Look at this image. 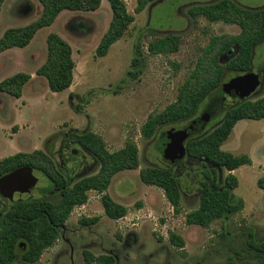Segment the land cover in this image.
<instances>
[{"label":"rangeland","instance_id":"1","mask_svg":"<svg viewBox=\"0 0 264 264\" xmlns=\"http://www.w3.org/2000/svg\"><path fill=\"white\" fill-rule=\"evenodd\" d=\"M124 1L135 21L105 57H97L96 49L112 18L107 1L95 12L64 11L52 26L41 29L29 46L0 54V82L18 73L32 76L23 88L22 98L0 91V161L20 152L41 150L51 156L66 178L73 177L72 183H75L99 169L96 159L82 147L72 143L69 148L62 147L65 135L76 131L101 136L111 153L123 149L129 142L134 143L140 164L137 170L116 174L107 191L116 203L127 208L126 217L109 219L104 213L101 195L91 191L88 202L73 210L58 241L42 254L39 262H25L18 252L16 264H84V251L95 256L113 255L116 264H227L230 259L236 264H257L248 243L264 241V191L257 186V180L264 176V119L239 121L222 146L225 152L236 156L245 154L252 159V165L234 171L239 180L234 194L244 200L245 207L229 220H216L208 228L186 224L187 213L199 205L197 166L193 163L194 170L187 169L191 165L187 158L179 174L183 188L179 212L161 189L146 186L140 179L142 168L171 166L163 157L169 135L189 131L193 132L192 138L220 123L228 107L216 108L215 102L218 100L221 106L229 93V85L246 75L227 72L220 87L202 102L194 118L159 128L151 140L142 136V127L148 118L177 100L180 88L191 79L212 39L236 36L240 29L222 22L212 23L203 17H190L188 11L193 6L218 0H158L140 14L134 13L137 0ZM233 1L249 9L264 7V0ZM41 12L38 0H7L0 15V38L8 29L32 23ZM51 33L66 40L73 49L74 82L63 92H52L47 80L37 75L46 61L47 37ZM167 35L180 38L178 52L150 55L149 43ZM137 45L142 47L144 69L137 79H132L127 73ZM229 59L223 55L220 62L226 64ZM263 64L264 42L255 49L249 76L259 80V68ZM260 89L258 85L250 99L261 95ZM208 107L218 114L202 126L200 118ZM73 150L82 154L76 159L79 163L74 165L68 162ZM59 156L66 157L73 174L67 166H62ZM227 173L224 171V176ZM33 174L39 182L31 196L48 198L43 193L49 184L47 179L37 171L33 170ZM58 199V196L50 198ZM5 205V199L0 197V211ZM82 218L98 221L82 225ZM170 233L185 241L183 249L170 243Z\"/></svg>","mask_w":264,"mask_h":264},{"label":"trees","instance_id":"2","mask_svg":"<svg viewBox=\"0 0 264 264\" xmlns=\"http://www.w3.org/2000/svg\"><path fill=\"white\" fill-rule=\"evenodd\" d=\"M6 1L0 0V15ZM38 1L42 6L39 18L26 26L8 29L0 38V54L12 48L24 49L29 46L37 33L52 26L64 11L95 12L107 1L111 7L112 18L96 49V56L102 58L123 38L135 21V16L129 13L124 0ZM156 1L158 0H137L134 13L140 14ZM188 13L193 19L203 17L212 23L235 25L240 29V33L236 36H216L212 39L191 79L180 88L177 100L161 113L151 115L142 127V136L148 140L153 139L158 129L163 126L194 118L202 102L220 87L227 72L251 75L255 49L264 42V7L249 9L233 0H218L211 4L193 6ZM179 46L178 36L167 35L149 43L147 49L153 56L168 55L178 52ZM223 55L230 58L226 64L220 62ZM75 68L71 45L59 35L49 34L47 58L38 69L37 75L47 80L52 92H63L71 88ZM143 69L142 47L137 45L127 77L137 79ZM31 78L27 73L15 74L0 82V91L18 99L22 98L23 88ZM259 80L261 89L258 93L261 95L228 107L220 123L207 132L193 136L186 143L187 162H191L187 169L194 170L195 163V178H198L199 205L186 215V224L190 226L208 228L214 221L229 220L244 210V200L234 194L239 186L234 171L242 166L252 165V159L245 154L236 156L225 152L222 146L239 121L264 119V64L259 68ZM218 104L217 100L214 105ZM65 137L66 148H69L71 143L78 145L96 159L99 165L96 174L72 183L61 173L51 156L41 150L32 153L20 152L0 161V179L19 168L28 167L47 179V195L55 193L59 198L52 201L50 198L31 197L17 203L5 199L6 205L0 211V264H16L20 245L25 248L20 255L23 261L39 262L42 254L58 241L61 229L73 210L88 202V194L91 191L101 195V204L109 219L119 220L126 217L127 208L116 203L107 191L116 174L139 168L137 146L129 142L123 149L111 153L102 137L95 133L70 131ZM182 168L183 165H167L150 166L140 170L142 183L161 189L176 212L180 211L183 199L179 178ZM224 171L228 172L225 176ZM257 186L264 191V176L257 180ZM97 221V218H82L80 224L90 225ZM169 241L179 249L185 247V241L175 233H170ZM248 248L256 263L264 264V241L249 242ZM83 257L84 264H116L113 255L95 256L90 251H84ZM227 264L236 263L230 259Z\"/></svg>","mask_w":264,"mask_h":264},{"label":"water","instance_id":"3","mask_svg":"<svg viewBox=\"0 0 264 264\" xmlns=\"http://www.w3.org/2000/svg\"><path fill=\"white\" fill-rule=\"evenodd\" d=\"M258 85L261 86L260 80H257L255 77L244 76L236 79L229 85V93L221 103V106L214 105V107H221L222 109V107L225 106L232 107L240 104L250 99L256 92ZM209 109L208 107V110L205 111V115L200 118L202 126H205L206 123L215 117L214 115L218 114L209 111ZM201 127H199L198 130H201ZM192 133L193 132L189 131H177L168 136L169 142L165 145L163 157L165 161L170 162L172 167L181 165L185 160L186 143ZM38 182L39 179L33 174V169L28 167L19 168L0 179V195L11 203L26 201L31 198L30 193L37 187ZM24 251L25 248L20 245L18 252L22 254Z\"/></svg>","mask_w":264,"mask_h":264},{"label":"flooded vegetation","instance_id":"4","mask_svg":"<svg viewBox=\"0 0 264 264\" xmlns=\"http://www.w3.org/2000/svg\"><path fill=\"white\" fill-rule=\"evenodd\" d=\"M65 145L64 144H62V147H64ZM60 153H61V151H60ZM88 153V152H87ZM81 156H82V154L80 153V152H78V151H75V150H73V151H71L70 152V157L68 158V162L69 163H71L72 165H74V164H77V163H79L78 161H76V159H78V158H81ZM63 156H59V159L61 160V164H62V166H67V168H68V170H70L71 171V174H73L74 172H73V168L71 169L70 168V166H68L66 163H67V159H66V157H65V159L63 158ZM70 182H72L73 181V177H68L67 178ZM45 191H43V193H44ZM46 193V192H45ZM46 194H48V193H46ZM55 196H57V194H55V193H51L50 195H47V197L48 198H54ZM32 197V196H31Z\"/></svg>","mask_w":264,"mask_h":264},{"label":"crops","instance_id":"5","mask_svg":"<svg viewBox=\"0 0 264 264\" xmlns=\"http://www.w3.org/2000/svg\"><path fill=\"white\" fill-rule=\"evenodd\" d=\"M103 4V3H102ZM102 7V6H101Z\"/></svg>","mask_w":264,"mask_h":264}]
</instances>
